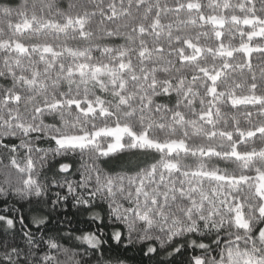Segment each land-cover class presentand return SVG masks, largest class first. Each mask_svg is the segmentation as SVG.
I'll return each mask as SVG.
<instances>
[{
	"label": "snow or ice",
	"instance_id": "6c2138e0",
	"mask_svg": "<svg viewBox=\"0 0 264 264\" xmlns=\"http://www.w3.org/2000/svg\"><path fill=\"white\" fill-rule=\"evenodd\" d=\"M0 152L20 198L158 226L144 264H264V0H0ZM51 231L0 195V264H75Z\"/></svg>",
	"mask_w": 264,
	"mask_h": 264
},
{
	"label": "clouds",
	"instance_id": "9594fccd",
	"mask_svg": "<svg viewBox=\"0 0 264 264\" xmlns=\"http://www.w3.org/2000/svg\"><path fill=\"white\" fill-rule=\"evenodd\" d=\"M97 123L100 124L102 122L98 120ZM33 143L36 142L33 141ZM40 147L45 149L50 157L55 153L56 146L54 144L42 143ZM38 155V153H33L32 158L35 159ZM131 158L130 155H127L115 161H110L108 164H104L103 161H100V163L101 167L119 166L125 164ZM56 160L69 163L78 162V158L74 157L71 153H63L55 156L50 161L49 166L55 164ZM16 163L20 164L22 168L26 167V161L23 156H18ZM39 173L40 170L37 169V175ZM46 175H55V170L46 173ZM63 179L64 177L59 178V180ZM68 179L74 180L76 177L73 176ZM5 181H9L10 186ZM22 181L23 177L9 163L7 154L0 152V195L17 199L19 203L24 205L25 211L28 213L29 222L41 229L45 227L51 229L50 235L55 238L62 239L65 233L69 234L72 239L69 240L66 247L74 248L78 252L75 264H144L141 257V250H146L161 244L167 248L170 243L167 233L158 230V226L153 227L149 231L139 221H136L135 233L132 235L131 241L122 243L115 240L113 237L116 232L126 231L125 225L127 221L117 217L110 211V201L104 197L103 193L99 195L91 206L87 208L73 207L69 211L61 206L53 207L47 203L46 198H41L39 201L35 198H20L16 194L24 190ZM45 188L51 191L47 185H45ZM85 234L96 235L100 243L95 250L89 247L83 240ZM192 239L190 234L181 235L176 237L171 243L176 244L177 247H182L184 244L191 246ZM116 249H119V251H116ZM125 249L128 250L125 251ZM174 251V249L162 251L160 259L171 261ZM58 256V264H68L62 254H58ZM151 264H158V261L153 259ZM186 264H190V262H186Z\"/></svg>",
	"mask_w": 264,
	"mask_h": 264
}]
</instances>
